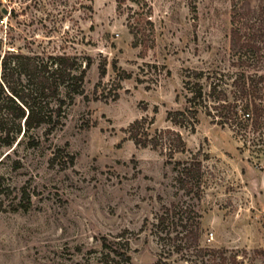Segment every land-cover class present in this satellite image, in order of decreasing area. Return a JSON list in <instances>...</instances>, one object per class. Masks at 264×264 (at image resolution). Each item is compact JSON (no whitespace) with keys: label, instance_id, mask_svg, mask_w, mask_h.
I'll list each match as a JSON object with an SVG mask.
<instances>
[{"label":"rangeland","instance_id":"374dc122","mask_svg":"<svg viewBox=\"0 0 264 264\" xmlns=\"http://www.w3.org/2000/svg\"><path fill=\"white\" fill-rule=\"evenodd\" d=\"M229 13L230 0H0L1 55L91 61L61 125L0 145V264H107L103 236L128 240L135 264H264V126L211 107L193 130L166 117L193 70L230 66ZM165 127L185 141L171 157ZM196 220L198 245L182 237Z\"/></svg>","mask_w":264,"mask_h":264},{"label":"trees","instance_id":"16d2710c","mask_svg":"<svg viewBox=\"0 0 264 264\" xmlns=\"http://www.w3.org/2000/svg\"><path fill=\"white\" fill-rule=\"evenodd\" d=\"M229 22L230 66L207 72L193 70L192 75L198 80H185V105L167 111L166 117L173 124L193 130L200 108L209 113L211 107L223 122L239 127L250 122L254 130L264 126V0H230ZM90 64L89 58L80 59L78 54L65 51L29 54L7 49L0 54V145L18 143L34 128L47 126L50 130L61 125L67 106L77 95L84 94ZM104 72L101 66L100 76ZM202 77L205 84L200 81ZM139 122L136 119L129 127L133 129ZM137 135L136 128L130 132L135 142ZM160 139L169 146V157L174 151L185 149L178 130L162 128ZM183 169L189 170L186 165ZM198 227L196 220L193 227L182 230L186 242L199 244ZM101 246L104 263L135 264L128 240L121 243L103 236ZM231 259L235 261L234 256ZM160 261L152 264H161Z\"/></svg>","mask_w":264,"mask_h":264}]
</instances>
